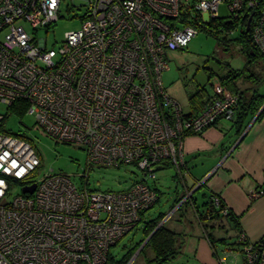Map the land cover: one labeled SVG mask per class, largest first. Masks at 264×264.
Returning a JSON list of instances; mask_svg holds the SVG:
<instances>
[{"label":"built area","instance_id":"obj_1","mask_svg":"<svg viewBox=\"0 0 264 264\" xmlns=\"http://www.w3.org/2000/svg\"><path fill=\"white\" fill-rule=\"evenodd\" d=\"M63 1L0 0V264H106L158 203L148 180L168 164L183 180L185 139L232 122L241 102L216 81L201 111L185 112L163 84L168 53L211 21L242 26L245 16L264 53V0H70L73 9L85 8L81 27L48 49L37 33L55 26ZM16 103L27 105L26 115L48 137L87 152L85 185L53 170L34 180L40 157L5 129ZM124 165L137 167L142 180L119 192L89 189L93 166ZM17 185L21 193L11 198ZM34 185V193L23 192ZM238 242L245 264H264V238L242 234Z\"/></svg>","mask_w":264,"mask_h":264},{"label":"rangeland","instance_id":"obj_2","mask_svg":"<svg viewBox=\"0 0 264 264\" xmlns=\"http://www.w3.org/2000/svg\"><path fill=\"white\" fill-rule=\"evenodd\" d=\"M82 1H76L75 6L82 4ZM78 8L73 9L70 0L63 1L60 16L55 26L38 30V37L47 39L48 49H58L65 40L67 33L81 27V17L85 12V8L83 7L79 10ZM220 14L222 16L226 14L225 7H221ZM25 26L29 30V26ZM240 33L241 29L239 27L233 33L219 32L217 27H210L207 30L199 31L184 49L168 53L167 58L170 68L163 74V84L167 93L181 104L185 112H190L189 98L199 88L204 87L210 94L213 92L212 85L216 83V76L224 75L229 69L242 70L246 66L247 55L242 51L241 45L237 41ZM261 64L262 61L257 59L256 63L252 64L251 70L263 76L264 72L261 71ZM209 73L213 74L211 79L208 77ZM240 82L242 83V81ZM242 86L240 90L248 88L247 83H243ZM261 92L264 93V83L261 86ZM249 96L250 93L247 92L246 98H249ZM4 112L5 107L0 106V113ZM222 124L225 125V128H229V125H231L227 121H223ZM5 129L12 133L24 135L31 141L41 159V168L34 177L35 181H38L45 173L53 170L56 174H64L71 177L72 181L79 187L85 185V179L82 177L88 174L86 172L88 169V156L81 146L53 140L35 126L33 117L27 115L21 117L12 113L5 122ZM160 168L162 169L158 171L157 179L155 181L148 180V184L159 191L160 202L147 212L144 221L141 222L137 229L112 248L111 253L116 261L144 239L143 230L147 222L160 214L169 215L170 218L175 215L178 209L176 208L178 204L175 201L178 197L181 198L186 194L184 183L179 176H176L177 171L174 168L163 169V166ZM88 180L90 190L119 192L126 190L134 182L142 180V173L137 167L132 165H124L120 168L93 166L89 171ZM203 183L200 186L196 185L192 189L193 191L189 190L186 195L190 196L195 190L205 189L207 183L205 181ZM20 187L19 185L12 187L11 198L21 193ZM199 197L197 198L199 199ZM183 210L185 211V208ZM188 213L186 227H181L182 230L186 228L184 232L185 241L183 238L179 240L182 249L176 264H191L194 249H192L193 245H191L192 242L189 240L195 237L198 229H200L202 235L213 231L211 223L208 225L210 228H207L204 224L201 225L199 219L192 214V211ZM166 221L168 220L166 219ZM214 222L212 224L214 229L229 233L230 238H234L236 231L233 230V225L227 219ZM182 253L185 254L182 255ZM231 254L235 256L234 258L239 261V264H243V257L238 250L235 254ZM145 256H151V251L141 254L140 251H137L133 256V264H145Z\"/></svg>","mask_w":264,"mask_h":264},{"label":"crops","instance_id":"obj_3","mask_svg":"<svg viewBox=\"0 0 264 264\" xmlns=\"http://www.w3.org/2000/svg\"><path fill=\"white\" fill-rule=\"evenodd\" d=\"M242 84L240 81L237 83L240 88L243 87ZM260 93L264 95L261 90ZM255 118L244 121L242 135L237 134L234 122L227 121L231 125L225 128L222 124L225 120H222L202 135H189L184 142L187 166L184 172L185 193L194 188V185L206 180V188L201 190L198 196L206 192L220 197L227 208L239 218L242 233L251 242L264 238V116L258 122ZM165 168L167 167L163 169ZM253 192L263 194L252 199ZM203 201L199 197L197 202L202 205ZM190 211L196 216L194 207L189 206L185 208L183 217H179L178 213L171 218L166 215L162 224L165 223L171 230L180 234V239L185 241L186 228L182 230L181 227H186V217ZM233 230L236 234L234 238H230L229 233L213 229L211 234L215 244L212 245L208 234L202 235L198 229L196 238L189 240L194 249L191 264H239L229 247H235L239 238L238 230L234 227ZM177 262L178 260L174 264Z\"/></svg>","mask_w":264,"mask_h":264},{"label":"trees","instance_id":"obj_4","mask_svg":"<svg viewBox=\"0 0 264 264\" xmlns=\"http://www.w3.org/2000/svg\"><path fill=\"white\" fill-rule=\"evenodd\" d=\"M246 17L248 16L243 17V19L241 20L242 26H239V22L237 23L231 20H222V21H211L207 27L201 29V30H207V28L210 27H217V30L219 32L224 31L227 33H233V31L237 27L241 29V33L237 41L240 43L242 51L245 52L247 55L248 61L246 66L242 70L229 69L224 75L216 76V81H220L232 93H238L241 96V102L239 104V108L237 109L236 118L232 121L234 122V127L238 135H242L241 134L243 130L241 129L242 125L244 121H246L248 118L256 117L257 118L256 120L258 122L261 121L264 116V110L261 113H259V110L264 105V95L260 93L261 86L264 83V77H263L264 75L262 76V74L255 73L251 70L252 64L256 63L257 59H260V61H262L261 71L264 72V53H261L255 46L252 36V30L250 29L249 32H246V28H247ZM212 76L213 74L209 73L208 75L209 79H211ZM239 81H242V83H247L248 88L244 90H240L241 88L237 85ZM247 92L250 93L249 98H246ZM212 93L209 94L204 89V87L199 88L198 91H196V93H194L189 98L191 112L196 113L201 111L208 98L212 96ZM23 104L25 103H16L15 105H13L12 108L10 109L11 114L15 113L16 115H19L21 117L26 115L27 105H23ZM13 135L26 138L28 141H30L24 135H20L16 133H13ZM164 167H167L166 169L172 168V166L169 164ZM186 167L187 166L185 165L184 172H186ZM161 169L162 168H160L159 170ZM176 176L180 177L179 174H177ZM182 182L184 183V178ZM152 188L157 192L159 196V201H158L159 203L160 193L155 187ZM200 192L201 189L195 190L193 194L190 195L188 198L186 194H184L181 198L178 197V199L175 201L176 204L181 203L183 199L186 197L185 202H183L176 211L179 214V217L184 216L183 208H188L189 206L191 207L193 206L195 210V214L198 217L201 225L204 224L205 226H207V228H210L208 225L211 223V227L212 229H214L212 226V224L215 223L214 221L227 219L228 222H230L233 225L234 229L238 230L239 238H240L243 233L240 227L239 218L230 209L227 208L226 204L220 197L214 194H210V193L208 194L206 192H203L200 198L204 200L203 201L204 203H201L202 205H199L197 202L198 201L197 195ZM215 197L219 198L220 205L218 207L214 204L213 201ZM225 209H227L228 211L226 216L222 214V212ZM147 212L148 211L143 213L142 222L144 221ZM165 217L166 214H160L154 219L147 222L143 230L144 239L141 242H139L137 245H135V247L131 248L127 253H125V255L118 261H116L112 256L111 253L112 250H111L106 264H129V262L131 261V259L133 258V256L137 251H140L141 254V253H147L149 250L151 251V256H145V264H174V262L181 255L182 245L179 242L180 234L171 230L169 227L166 226L165 223L162 224ZM208 238L211 241L212 245H214L215 244L214 237L211 233L208 234ZM246 240L248 239L246 238ZM235 244L236 246L233 248L231 247V245L229 246L232 249L231 252L232 253L235 252L233 250H238L239 252H241V245L239 244V242L237 241L235 242ZM243 264H245L244 257H243Z\"/></svg>","mask_w":264,"mask_h":264},{"label":"water","instance_id":"obj_5","mask_svg":"<svg viewBox=\"0 0 264 264\" xmlns=\"http://www.w3.org/2000/svg\"><path fill=\"white\" fill-rule=\"evenodd\" d=\"M249 31H250V23L247 24V28H246V32H249ZM263 110H264V106L261 108L260 112L263 111ZM260 112H259V113H260ZM255 119H256V118H255ZM204 181L206 182V180H204ZM203 184H204V183H203ZM35 188H36V186L34 185V186H32V187L25 188V189L23 190V192H24L25 194H32V193H34Z\"/></svg>","mask_w":264,"mask_h":264}]
</instances>
